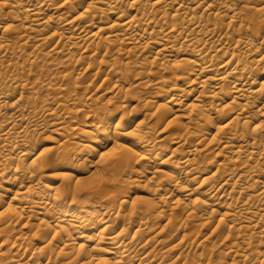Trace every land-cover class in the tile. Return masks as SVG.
<instances>
[{"label": "bare ground", "instance_id": "bare-ground-1", "mask_svg": "<svg viewBox=\"0 0 264 264\" xmlns=\"http://www.w3.org/2000/svg\"><path fill=\"white\" fill-rule=\"evenodd\" d=\"M253 1H0V191L9 197L0 264H165L175 251L166 264H206L211 253L264 264V0ZM130 65L141 69L136 82ZM154 80L181 87L151 95ZM132 90L138 101L125 115ZM140 107L167 122L152 138ZM105 113L122 114L119 138L105 131ZM47 133L55 146L33 154L34 136ZM52 168L74 172L57 173L55 186ZM142 178L149 196L139 207L129 189ZM94 197L106 204L83 215ZM33 220L32 235L18 234ZM33 240L45 244L32 249Z\"/></svg>", "mask_w": 264, "mask_h": 264}, {"label": "rangeland", "instance_id": "rangeland-1", "mask_svg": "<svg viewBox=\"0 0 264 264\" xmlns=\"http://www.w3.org/2000/svg\"><path fill=\"white\" fill-rule=\"evenodd\" d=\"M0 1H2V0H0ZM255 3H258V1L257 0H254L253 1V4H255ZM122 67L124 69V66H122ZM126 68L128 69L127 71L130 72L129 73L130 74V80H129V82H136L137 81V78H139V72L141 71V69L138 66H133V65H130L129 67L127 66V67H125V69ZM170 73L171 72H166L164 74L166 76H169ZM84 84H85V82H84ZM86 84L89 85L88 82ZM85 85H82V87L84 86V88L81 87V90H80L81 94L83 92H85L86 90H87V93H89V91H90V93H94L95 92L94 86H91L90 85L89 88H88L89 90H88V89H86V86L87 85L86 86ZM180 87H181V82H179V83L178 82H175L174 84L173 83H167L166 85H164L160 81L154 80L151 83V85L147 88L146 91H148L151 95H157V94H160V91L161 90L169 89V90H174V92H175V91H178L180 89ZM49 90H48V92H49V95L48 96L49 97L47 96V102L48 103H53V105H54V102H53L54 101V94H53L54 92L51 89H49ZM109 93L110 92H108V95H105L104 97H101L100 96L101 95V92L100 91H97V92H95V94H96L95 96H98V99H101L100 102L106 103L108 101L107 99L110 98ZM125 94H126V92H121L119 94V97H124ZM162 94L164 95V93H162ZM81 96L83 97V95H81ZM126 96L128 98L134 99V100L133 101L130 100L131 102L129 103V106L127 107V110L124 111V112H126L125 115L128 114V111H131L132 110L133 106L136 105L137 104L136 102L138 101V96H137L136 90H132V91L128 92L126 94ZM135 96H137V97H135ZM166 97H168V96H161L159 98V103L160 104H163L166 101L165 99H168ZM117 100H119V99H117ZM117 100H114L113 101V104L111 105V108L114 105H117V104L119 105L118 102L120 100L119 101H117ZM149 112H150L149 108H142V107H140L138 109L136 115H137V119L138 120H141L143 122V124L141 126V130H149L150 131L149 138H152L155 135H157V133L159 131H161V129L164 128V126L167 124V122L166 121H163V117L160 116V115H155V116H152L150 118L149 115H148ZM108 114L109 113H105V115H104V117H105V120H104L105 131L106 132H109L111 134H114V135H116L119 138V133L118 132H120V130L116 129L115 127H116V124H117V122H118V120H119V118L121 117L122 114L121 113L117 114L114 118L110 119V121H108ZM146 115L148 116L147 118H146ZM212 133H214V130L212 129V127L211 128H208L204 132V136L206 138H208V137L211 136ZM47 134H48V136H44V135L41 136V135H38V134H36L34 136L33 142L31 144V149H32L33 154L38 155V154H40V153H42V152H44L46 150L49 151L50 148H52V147L55 146V143L53 142L52 139H55L56 138V135H51L49 133H47ZM83 137H84V134L82 132L81 133L80 132H77L73 136V139H70V141H72V142H78L80 140V138H83ZM46 138H49V139L46 141L45 140ZM123 138L128 143L137 144L136 146L139 147V148L141 147V145H143L142 142H138L137 139L134 138V137H132V136H123ZM92 145L94 146L95 144L93 143ZM112 146H113V144H111L110 146H108L107 147V150L111 149ZM169 147L171 149L174 148V146H172V145L169 146ZM171 149L165 148V152L163 151V153L165 155H171V153H172ZM17 159H20V160L22 159L21 156H20V154L15 157V160H17ZM147 162L148 161H144V163H147ZM25 163H26V161H25ZM212 169H214V166L212 167ZM212 169H211V171H212ZM59 172L71 173V172H74V171H70V170L64 169V168L63 169H59L58 168L56 170L52 168V169L48 170L49 177L47 178V183L48 184L55 185V186L61 185V183H63L64 181L62 182V178L59 179L60 177H57V173H59ZM92 173L97 177V176H99V175L102 174V171L95 170ZM135 178H137L136 175H135ZM144 180H145V178H142L140 180L142 182V184L140 183L141 184L140 186L135 187L136 185H133L129 189V192L131 194V199H132L131 203L136 202L137 206H139V207H141V205H143L144 203L147 202L146 201L147 200L146 198H148V196H149L148 195L149 191L147 190V188H144L143 187V185L145 184V181ZM0 195L2 196L0 198V212H1V211H3L5 209L6 204H7L8 200H9L8 199L9 197H6V195L2 191H0ZM135 199H139V200H136L135 201ZM104 204H106V203L105 202H102L100 199H97L96 197H94L93 199L88 200L85 203H83V205L85 207H84V209L82 211V214L83 215H89V214H91L92 211L101 209ZM158 206H160V205H158ZM117 210L120 211V212H122V213H125L126 208L124 209L123 207H117ZM164 214L166 215V212L163 213V215ZM217 218H218L217 216L215 217V219L213 218V222H215V220ZM164 220H165L164 218H161L160 223L156 222L154 224V226H153V229L150 230L149 233L150 232H155V230L157 231V229L160 230L161 227H162V225H164V223H166V220L165 221ZM37 223H38L37 220L36 221H34V220L31 221V224L33 226L34 225H37ZM33 230H35V226H34V228L32 226H30V227H27L25 229H20V231L18 232V234H20V232H21L22 234L32 235L33 232H34ZM134 230H136V227H134V228L131 227L130 229L127 230V234H129V235L131 234L132 235L133 234L132 231H134ZM201 231H202V233L200 234V236L198 237V239H196V241L197 240L198 241L199 240H203L204 235L207 233L208 229L207 230L204 229V230H201ZM29 233H31V234H29ZM30 237H31V239H33V238L38 239L37 235L30 236ZM64 239L66 240V234L64 235ZM176 239H177V236H175L173 238V240H171V243L176 244L177 243V242H175ZM40 241H43V240H33V242L30 244V248L37 249L38 250L41 247H43L45 243L44 242L41 243ZM204 244L206 245L207 249H210L212 242L211 243L210 242H205ZM254 249L259 250L260 252H262V250H263L262 247H255ZM175 253H176V251H175ZM175 253L174 252H170L168 255H166V257L164 258V261H165L164 263L166 264L175 255ZM230 259L231 258H229V259L227 258V259L222 260L215 253L214 254L211 253V254H208L207 255V258H206V262L205 263L206 264L207 263L221 264V261H222V263L230 264ZM202 264H204V263H202Z\"/></svg>", "mask_w": 264, "mask_h": 264}]
</instances>
